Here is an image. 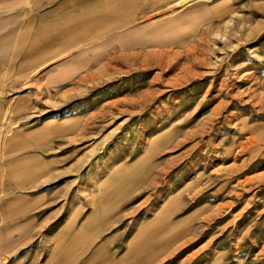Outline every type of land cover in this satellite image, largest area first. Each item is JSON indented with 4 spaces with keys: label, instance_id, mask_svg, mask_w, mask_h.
Segmentation results:
<instances>
[{
    "label": "rangeland",
    "instance_id": "1",
    "mask_svg": "<svg viewBox=\"0 0 264 264\" xmlns=\"http://www.w3.org/2000/svg\"><path fill=\"white\" fill-rule=\"evenodd\" d=\"M181 1L0 0V115L14 96L24 105L0 128L11 130L0 264H39V231L60 222V232L96 222V237L128 251L165 206L187 229L159 238L158 264H264V0H211L207 15L159 42L117 32L149 27ZM108 10L127 20L97 29L91 18ZM83 24L89 48L32 44ZM49 119L71 129L46 135ZM158 135L167 144L153 151ZM146 156L155 169L118 210H101L99 187Z\"/></svg>",
    "mask_w": 264,
    "mask_h": 264
},
{
    "label": "bare ground",
    "instance_id": "2",
    "mask_svg": "<svg viewBox=\"0 0 264 264\" xmlns=\"http://www.w3.org/2000/svg\"><path fill=\"white\" fill-rule=\"evenodd\" d=\"M128 0H124V4L127 5ZM211 0H183L175 7V9H170L165 15H167L164 19H161V16L158 17V19H152L150 21L149 27L139 29L137 28V25L127 23V25L124 27V29H121L117 32H126L124 34V37L128 36H138L143 35L146 39H153L155 42H159L163 40V37H169L170 35L173 37H177L182 33V30L185 28V21L194 17L204 14L207 15L210 8L209 3ZM125 5V6H126ZM208 8V9H207ZM123 10V9H122ZM125 10V9H124ZM115 11V10H114ZM120 12V11H116ZM129 12V11H127ZM188 18V19H187ZM115 20H127V16L125 17H116L115 19L111 18L110 20L101 21L100 24L95 25V27L99 30H105L107 27H103V25L109 24L111 21ZM144 26V25H143ZM102 27V28H100ZM82 30V31H81ZM88 29H85V24L83 25H77L74 27H63V28H54L49 30H44L38 34H36L34 37H32V44L33 46H46L50 43H58L60 46H71L73 44H81L86 43L84 47L91 46L92 42H88L90 38H92L93 34ZM94 42V41H93ZM89 48V47H88ZM37 50H40L39 48H30L28 50V55L34 54ZM45 55V54H44ZM47 55V54H46ZM3 61V60H0ZM48 61L47 64H51ZM1 70V69H0ZM8 70L6 71H0V92L5 88L6 83L9 80ZM9 105H12V109H7L5 113L0 115V128H12L11 126L14 124L13 115H17L19 111H21L24 108V105L21 103V100H18V97L14 96L10 99ZM10 107V106H9ZM8 107V108H9ZM55 119H49L44 123L43 128H46V135L52 134V133H61L65 130L71 129L66 128L65 125L71 123L69 120L64 122V125L57 126ZM70 125V124H69ZM11 130H8L6 132H3L2 135H0V156L3 157V152L1 151V148L3 146H6L9 143V136H10ZM13 133V132H12ZM14 138V137H11ZM15 139V138H14ZM167 144V141L159 140L158 137L153 138L152 140V149L153 151H156L162 147H164ZM152 151V152H153ZM151 154V153H150ZM148 156V155H147ZM141 157L139 158L135 164L130 166H122L116 172L114 175L107 181H105L99 188H100V199L102 201V204L100 207L101 210H118L120 201L124 200L128 196L129 190L131 187H134L135 185L140 184V181L142 179H139V176H145L149 174L153 169H155L156 164L154 165L149 157ZM109 197L110 199H115L117 202L113 205H107L106 204V198ZM97 206V205H95ZM161 214L157 217H154L153 220H150L146 222L145 224L147 226H157V232L159 238H164L166 235V231L168 230H181L182 232L187 229V226L185 222L180 221H174L171 218L169 207L165 206V208L160 212ZM146 231V230H144ZM169 231V232H170Z\"/></svg>",
    "mask_w": 264,
    "mask_h": 264
},
{
    "label": "crops",
    "instance_id": "3",
    "mask_svg": "<svg viewBox=\"0 0 264 264\" xmlns=\"http://www.w3.org/2000/svg\"><path fill=\"white\" fill-rule=\"evenodd\" d=\"M104 4V3H103ZM113 18L105 11L93 21ZM116 18V17H115ZM48 231L40 229L38 236L39 264H158L159 237L157 226H148L146 231L132 239L133 247L128 251L116 252V242L111 237H96L98 223L85 222L61 231L66 222H60ZM81 229V230H80Z\"/></svg>",
    "mask_w": 264,
    "mask_h": 264
}]
</instances>
